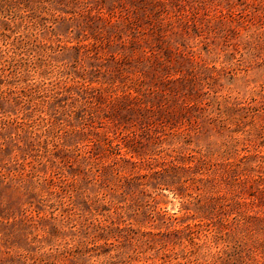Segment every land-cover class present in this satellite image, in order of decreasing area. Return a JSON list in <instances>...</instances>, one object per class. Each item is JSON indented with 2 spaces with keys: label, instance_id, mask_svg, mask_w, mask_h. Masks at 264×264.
Returning <instances> with one entry per match:
<instances>
[{
  "label": "rangeland",
  "instance_id": "obj_1",
  "mask_svg": "<svg viewBox=\"0 0 264 264\" xmlns=\"http://www.w3.org/2000/svg\"><path fill=\"white\" fill-rule=\"evenodd\" d=\"M0 264H264V0H2Z\"/></svg>",
  "mask_w": 264,
  "mask_h": 264
},
{
  "label": "trees",
  "instance_id": "obj_2",
  "mask_svg": "<svg viewBox=\"0 0 264 264\" xmlns=\"http://www.w3.org/2000/svg\"><path fill=\"white\" fill-rule=\"evenodd\" d=\"M2 3H3V1H2V0H0V6L2 5Z\"/></svg>",
  "mask_w": 264,
  "mask_h": 264
}]
</instances>
